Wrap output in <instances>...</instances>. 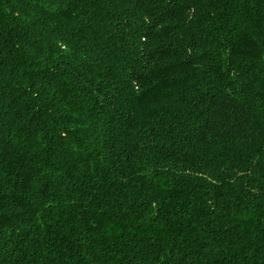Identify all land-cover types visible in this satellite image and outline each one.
<instances>
[{"label":"trees","instance_id":"1","mask_svg":"<svg viewBox=\"0 0 264 264\" xmlns=\"http://www.w3.org/2000/svg\"><path fill=\"white\" fill-rule=\"evenodd\" d=\"M0 264H264V0H0Z\"/></svg>","mask_w":264,"mask_h":264}]
</instances>
